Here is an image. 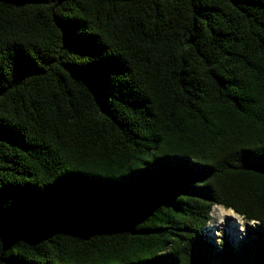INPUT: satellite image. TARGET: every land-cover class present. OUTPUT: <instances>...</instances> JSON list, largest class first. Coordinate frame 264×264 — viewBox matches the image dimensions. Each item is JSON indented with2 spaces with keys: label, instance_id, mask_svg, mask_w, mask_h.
Here are the masks:
<instances>
[{
  "label": "trees",
  "instance_id": "1",
  "mask_svg": "<svg viewBox=\"0 0 264 264\" xmlns=\"http://www.w3.org/2000/svg\"><path fill=\"white\" fill-rule=\"evenodd\" d=\"M0 264H264V0H0Z\"/></svg>",
  "mask_w": 264,
  "mask_h": 264
},
{
  "label": "rangeland",
  "instance_id": "2",
  "mask_svg": "<svg viewBox=\"0 0 264 264\" xmlns=\"http://www.w3.org/2000/svg\"><path fill=\"white\" fill-rule=\"evenodd\" d=\"M216 210L215 216H212V221L208 227L207 233L212 238L213 242L219 244L221 240L228 239L236 244L246 236L249 226H254L253 223L248 225L246 221L235 213L233 210L225 209L221 206Z\"/></svg>",
  "mask_w": 264,
  "mask_h": 264
},
{
  "label": "bare ground",
  "instance_id": "3",
  "mask_svg": "<svg viewBox=\"0 0 264 264\" xmlns=\"http://www.w3.org/2000/svg\"><path fill=\"white\" fill-rule=\"evenodd\" d=\"M218 209V207H214L213 210H212V216L214 217L215 216V213H216V210Z\"/></svg>",
  "mask_w": 264,
  "mask_h": 264
}]
</instances>
